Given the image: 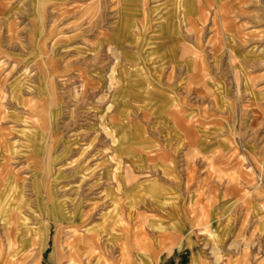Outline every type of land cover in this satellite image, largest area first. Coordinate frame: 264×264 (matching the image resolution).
I'll use <instances>...</instances> for the list:
<instances>
[{
  "label": "rangeland",
  "instance_id": "rangeland-1",
  "mask_svg": "<svg viewBox=\"0 0 264 264\" xmlns=\"http://www.w3.org/2000/svg\"><path fill=\"white\" fill-rule=\"evenodd\" d=\"M176 2L0 0V264H264V0Z\"/></svg>",
  "mask_w": 264,
  "mask_h": 264
},
{
  "label": "bare ground",
  "instance_id": "bare-ground-1",
  "mask_svg": "<svg viewBox=\"0 0 264 264\" xmlns=\"http://www.w3.org/2000/svg\"><path fill=\"white\" fill-rule=\"evenodd\" d=\"M177 2L176 3H180V1L181 0H176ZM143 10V13L145 14L146 13V15H147V12L144 10V9H142ZM143 14V15H144ZM176 20V19H175ZM175 20H172V22H171V25H170V27H172L173 28V30H175L176 31V21ZM126 25V24H125ZM123 33H125V34H128L126 31H124ZM160 47H161V43H160Z\"/></svg>",
  "mask_w": 264,
  "mask_h": 264
}]
</instances>
